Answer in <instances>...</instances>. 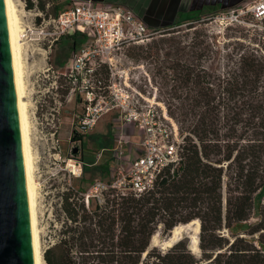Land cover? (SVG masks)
<instances>
[{"label":"trees","instance_id":"1","mask_svg":"<svg viewBox=\"0 0 264 264\" xmlns=\"http://www.w3.org/2000/svg\"><path fill=\"white\" fill-rule=\"evenodd\" d=\"M65 36L72 49L85 40L76 31ZM169 67L177 83L166 107L182 134L178 159L139 195L109 188L110 198L89 197L86 204L85 190L63 191L64 218L43 251L45 264H264V54L251 48L222 70L186 62ZM259 190L257 219L249 222ZM195 218L201 258L181 238L165 249L150 245L159 225L165 232Z\"/></svg>","mask_w":264,"mask_h":264},{"label":"rangeland","instance_id":"2","mask_svg":"<svg viewBox=\"0 0 264 264\" xmlns=\"http://www.w3.org/2000/svg\"><path fill=\"white\" fill-rule=\"evenodd\" d=\"M13 1L18 9L22 29L23 99L27 103L33 175L37 183L36 216L42 254L58 238L64 218L61 210L63 191L68 188L87 190L96 180H113L112 173L116 163L112 153V128L115 126V137H118L116 129L126 121L130 107L150 109L155 118L162 120L164 124L166 120L162 114L165 112L179 131L166 107L168 100L175 101V98L171 99L170 90L177 83L171 75L170 65L186 62L200 64L206 69L222 70L232 66L239 53H246L251 48L264 54V20L252 28H246L236 23L221 22L216 17L217 12H213L210 13L211 16L202 15L198 20L188 18L179 24L158 29L142 43L124 45L114 59L112 75L106 70L95 72L94 79L100 78L105 83L115 82V106L109 111L94 115L95 121L91 129L81 134L77 132V126L79 118L85 112V103L79 89L73 87L61 72L64 66L70 64L72 54L83 48L84 41L78 44L77 40L76 47L72 49V40L63 35L47 47V43L38 34V25L42 23V17L45 21L48 16L53 15L52 0H31L30 7L26 5L27 0ZM54 2L59 6V11L70 4L69 1ZM201 51L204 54L196 58V53ZM146 117L149 119V115ZM74 130L81 134L80 139L72 137ZM128 132V126H125L122 133L124 138ZM154 133L159 136L157 128ZM179 133L178 138H181L182 134ZM129 139L132 142L135 140V154H129L125 162L141 152V140L136 131L129 134ZM117 166L115 165L116 170ZM262 193L259 190L253 195V216L249 222L257 219L255 215L260 207ZM98 197L103 202L111 194L102 191L98 193ZM94 199L91 202L94 203ZM220 231L231 239L226 228L222 227ZM192 232L191 230L190 233ZM169 234L170 230L163 232L159 225L151 236L150 245L160 249L167 248L172 244L166 242ZM196 235L198 250L193 254L201 258L203 251L199 245V229ZM180 237L189 248L188 234L182 232ZM203 262L214 264L208 260Z\"/></svg>","mask_w":264,"mask_h":264},{"label":"built area","instance_id":"3","mask_svg":"<svg viewBox=\"0 0 264 264\" xmlns=\"http://www.w3.org/2000/svg\"><path fill=\"white\" fill-rule=\"evenodd\" d=\"M69 2L67 7L57 14L48 16L45 21L42 17L40 20L42 23L38 25V34L47 43V47L63 35L75 31L85 36L83 48L72 54L70 64L64 66L61 72L73 87L79 89L85 103V112L79 118L77 126V132L83 134L91 129L95 121L94 115L109 111L115 106L117 96L115 82L105 83L100 78L94 79L95 72L106 70L112 75L115 68L114 59L124 45L142 43L158 29L149 27L131 9L121 4L95 0ZM216 17L221 22L252 28L264 20V0H244L240 4L217 12ZM127 114L126 121L116 129L118 137H115V126L112 128L114 134L112 153L116 163L112 173L114 178L108 182L94 181L83 193L86 204L89 197H96L100 201L98 193L109 188H117L121 192L131 191L139 195L153 187L163 166L178 159V146L182 136L178 138L179 131L165 112L162 117L166 124L156 119L150 109L139 110L130 107ZM146 115H149V119ZM124 125L130 130L126 138L122 134ZM155 128L158 129V137L154 133ZM135 131L141 140V152L125 162L129 154L124 152L123 147L125 144H131L129 134ZM133 152L135 154V148ZM115 165H118L117 170ZM68 170L74 173L72 169Z\"/></svg>","mask_w":264,"mask_h":264},{"label":"water","instance_id":"4","mask_svg":"<svg viewBox=\"0 0 264 264\" xmlns=\"http://www.w3.org/2000/svg\"><path fill=\"white\" fill-rule=\"evenodd\" d=\"M0 264H33L3 0H0Z\"/></svg>","mask_w":264,"mask_h":264},{"label":"bare ground","instance_id":"5","mask_svg":"<svg viewBox=\"0 0 264 264\" xmlns=\"http://www.w3.org/2000/svg\"><path fill=\"white\" fill-rule=\"evenodd\" d=\"M4 15L6 23V33L8 40V48L10 54V62L12 69L13 87L15 94V104L17 111L19 139L21 146V156L23 164V172L25 179V191L27 198V210L30 230V244L32 252L33 264H45L42 257V249L37 226L36 216V180L33 175V155L30 146L29 137V121L26 111V101L24 96V80H23V58H22V42L21 26L18 9L13 0H3ZM199 229L198 219H192L186 223H179L170 229L169 238L166 242H175L182 232H186L189 237V248L194 253L197 249L198 239L197 233ZM193 231L190 233V231ZM155 237V235H153ZM153 239V238H152Z\"/></svg>","mask_w":264,"mask_h":264},{"label":"crops","instance_id":"6","mask_svg":"<svg viewBox=\"0 0 264 264\" xmlns=\"http://www.w3.org/2000/svg\"><path fill=\"white\" fill-rule=\"evenodd\" d=\"M57 1V0H53ZM69 0H60V2ZM121 4L131 9L149 27L161 29L191 16H202L226 10L244 0H95ZM124 145V152L131 154L135 148L133 142Z\"/></svg>","mask_w":264,"mask_h":264},{"label":"flooded vegetation","instance_id":"7","mask_svg":"<svg viewBox=\"0 0 264 264\" xmlns=\"http://www.w3.org/2000/svg\"><path fill=\"white\" fill-rule=\"evenodd\" d=\"M70 1V0H69Z\"/></svg>","mask_w":264,"mask_h":264}]
</instances>
